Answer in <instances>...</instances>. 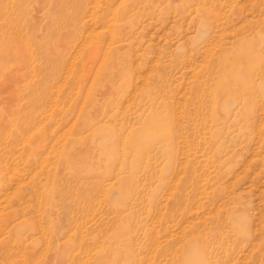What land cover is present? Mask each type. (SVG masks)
Segmentation results:
<instances>
[{
    "label": "rangeland",
    "instance_id": "374dc122",
    "mask_svg": "<svg viewBox=\"0 0 264 264\" xmlns=\"http://www.w3.org/2000/svg\"><path fill=\"white\" fill-rule=\"evenodd\" d=\"M0 264H264V0H0Z\"/></svg>",
    "mask_w": 264,
    "mask_h": 264
},
{
    "label": "bare ground",
    "instance_id": "6f19581e",
    "mask_svg": "<svg viewBox=\"0 0 264 264\" xmlns=\"http://www.w3.org/2000/svg\"><path fill=\"white\" fill-rule=\"evenodd\" d=\"M23 145V144H22Z\"/></svg>",
    "mask_w": 264,
    "mask_h": 264
}]
</instances>
